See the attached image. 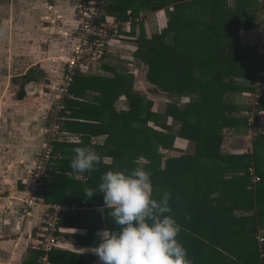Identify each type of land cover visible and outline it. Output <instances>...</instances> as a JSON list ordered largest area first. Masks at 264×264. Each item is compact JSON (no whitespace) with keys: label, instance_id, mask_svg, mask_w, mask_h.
<instances>
[{"label":"trees","instance_id":"16d2710c","mask_svg":"<svg viewBox=\"0 0 264 264\" xmlns=\"http://www.w3.org/2000/svg\"><path fill=\"white\" fill-rule=\"evenodd\" d=\"M142 9L164 10L167 18L166 26L149 37L141 26L134 53L147 65V80L170 99L164 112L134 89L131 74L106 77L77 72L60 111V116L68 111L71 119L64 128L78 132L81 146L91 136L106 135L104 144L95 148L113 163H101L85 179H76L66 174L71 160L54 164V157L39 197L47 202L105 207L97 204L101 193L85 198V189L95 188L110 168L144 165L151 172L154 195L163 190L172 194V214L182 226L177 238L193 264H264V238L259 237L264 227V162L258 158L264 138L254 139L246 153L221 149L224 130L250 125L247 116L238 114L243 107L232 97L241 91L256 92L251 82L258 68L247 63L251 58L240 45L238 32L255 27L264 0H234L232 6L227 0H115L105 11L123 21L135 19ZM30 78L24 75L25 80ZM120 96L128 102L125 110L115 108ZM183 97L189 99L181 104ZM261 105L258 99L248 109L256 115ZM79 119H85V124ZM177 137L188 140L191 148L176 150ZM62 145L57 139L53 142V156ZM161 149L170 154L164 158ZM250 169L259 182L252 183ZM107 213L105 207L104 227L114 229ZM88 216L87 237H91L95 218ZM102 228L100 221L97 231ZM56 250L48 255L51 264H64ZM41 254L38 250L35 264H41Z\"/></svg>","mask_w":264,"mask_h":264},{"label":"rangeland","instance_id":"374dc122","mask_svg":"<svg viewBox=\"0 0 264 264\" xmlns=\"http://www.w3.org/2000/svg\"><path fill=\"white\" fill-rule=\"evenodd\" d=\"M70 2V0H63L62 3L60 0H0V101L6 100L8 105L15 106L13 101L18 99L22 87L25 86L24 74H30L31 71L34 72L33 78H35L31 84L32 86L29 87L33 92V98L38 95L40 89L50 93L51 82H54V85L57 86V82L59 83L57 78L62 73L65 64L64 57L70 42V38L65 33H69L73 26ZM50 6L57 8L58 11L54 13ZM100 11L102 10L100 9ZM145 11L143 12L145 13ZM152 12L154 11H146V28L144 23L142 25L147 37L159 32L158 22L163 20V12L157 11L151 14ZM257 21H259L256 26L257 30L239 32L238 37L240 45L245 47L248 56L251 58L247 63L257 64L258 74L251 83L256 89V92H254L258 95V98H256L258 103V99L264 101V62L259 61L264 60V16ZM139 27L136 26V28ZM117 41L123 45V42H126L127 39L117 38ZM115 48H117V52L114 50L108 51L103 62H109L115 65L117 70L122 69L124 72L133 69L130 65L123 64L124 61L143 66L135 71L134 88L144 97L152 100L156 109L164 112L165 105L170 99L164 91L157 89L154 84L147 80V65L142 60L138 63L139 59L135 58V52L133 51L131 56V53H129L131 50L125 45L124 47L116 45ZM127 55L130 56L129 59L122 58V56L127 57ZM133 57L134 59L130 60ZM253 57H256V59H252ZM98 68L101 69L99 66ZM245 81L241 80V82ZM55 93L54 89L50 103ZM252 93L241 91L233 94L232 98L238 105L243 107L238 112L239 115L247 117L252 115L254 110L248 109L249 106L254 105L251 98L255 97L251 95ZM188 99V97H183L179 100V103L188 102ZM117 102L119 108H126L128 105L125 96ZM17 105L15 109L12 108L11 110L7 106L6 113L0 110V117L4 116L3 119L2 117L0 119V190L2 192L13 190V184L19 185L21 175L22 178L23 176L26 177L25 173L29 172L30 175L37 155L47 138V131H49L48 111H45L46 113L41 111L39 117L33 121L36 124L30 126L31 119L27 118L29 115L24 114L26 106L23 102H19ZM28 126L30 127L28 128ZM251 128L253 130V127L248 125V127L241 130H224L223 150L226 153L231 150L236 152L240 151L241 147L247 146V144L250 148L251 144L249 143L257 136L256 134H249ZM262 130H264V127H261L260 132L257 133H262ZM55 133L57 132L54 131ZM60 134V131H58L57 135L60 136ZM250 135L252 137H247L248 140L246 141V136ZM262 138L264 137H256V139ZM186 144H188L185 149L187 151L191 147L189 142ZM263 151L264 146L263 149L258 151V158L262 163L264 162L262 158ZM163 152H167L164 153L165 155L170 154L169 151ZM18 228L19 234L26 230L23 224H19ZM259 235L264 237V231L259 230ZM10 256H4L5 259L0 262L2 264H14L15 262L10 260Z\"/></svg>","mask_w":264,"mask_h":264},{"label":"crops","instance_id":"0c3cea01","mask_svg":"<svg viewBox=\"0 0 264 264\" xmlns=\"http://www.w3.org/2000/svg\"><path fill=\"white\" fill-rule=\"evenodd\" d=\"M113 1H115V0H94V4H95V6L100 8L103 12L106 13L105 8L107 7V5H109ZM60 2L62 3L63 0H60ZM227 4H228V6H232L234 4V0H227ZM50 8L53 9L54 13L56 11H58L57 8H53V6H50ZM144 10H146V9H142L140 11V13L138 14V16H136V17L141 16L142 20H140L136 23L132 22L130 25V31L129 32H125L124 30H122V33H124L128 36L127 41L123 42L124 43L123 45H121V43H119V41H117V40L111 42L109 51H111V50L116 51V49H117V48H115L116 45H118L120 47H124V45H125L127 48H129L131 50L129 52V53H131V56L133 55L132 54L133 51L136 52V50H137L136 42L137 41H135V40L138 39L140 36V28L143 25V23L145 24V28H146V11L144 13L143 12ZM155 12H157V11H155ZM158 12L164 13V15H162V18H163L162 22L161 21L158 22L159 28H160V30H162L167 24V18H166V14H165L164 10L158 11ZM153 13L154 12H152L151 14H153ZM263 16H264V10H258L257 20H259ZM125 21L126 20H123L122 22H125ZM133 23H135V24H133ZM258 23H259V21H256V25L254 28L241 29L239 32H248V31L257 30L256 26L258 25ZM122 26H126V25L123 24ZM136 26H140V27L136 28ZM143 28H144V26H143ZM144 32H145V29H144ZM65 34L67 35V33H65ZM145 35H146V33H145ZM129 57H130L129 55H127V57L122 56V58H124V59H129ZM134 57L130 60H133ZM120 62H122V61H120ZM137 62L139 63L140 60ZM120 64H122V63H120ZM123 64H127L128 66L130 65L131 67H133V69L124 72V71H122V69L117 70L115 65H113L109 62H106V63L103 62V65H102L100 70H96L94 72H89L88 75L112 77L116 73L124 74V75H130L131 74L133 76V86H134L135 71H137L138 69H141L143 66L139 65L140 66L139 67V66H137V64L130 62V61H124ZM141 64H142V62H141ZM105 66H107V68ZM33 74H34V72L31 71L29 74V76L31 78L29 80L28 79L25 80V86L22 87V89H23L22 95L21 96L18 95V99H15L13 101L15 103V106L8 105L6 100L0 101V110L2 112H5V113L7 112V106L11 110L12 108L15 109V107L18 106L17 104L19 102L20 103L23 102V104L26 106V110H25L24 114L29 115L27 118L31 119V121H30L31 125L30 126H33V124H36V122L34 123L33 121H35L39 117V114L41 111L43 113H46L48 111L49 106H50L49 104H51L50 99L53 96L54 89L56 86V85H54V82H51L50 93H49V91H42L40 89L38 91V95H36V97L33 98L32 97L33 92L29 89V87L32 86L31 84H32V82H34V79H35V78H33ZM60 76H61V74L59 75V77ZM59 77L57 79H59ZM89 94L91 95L92 93L87 91V95H89ZM122 97L123 96H120L117 101H119L120 98L122 99ZM117 101L115 102V108L117 110L127 109V107L126 108H119L117 106V103H118ZM263 102L264 101H262L261 110H259L256 115L254 114V111H253L252 115L248 117V118L252 119V123L250 124V126L253 127V130L251 128V132L249 134H251V135L256 134L257 135L253 138V140L256 139V137H258V136H264V130H262L263 132L260 134L257 133V132H260L261 127H264V107H263L264 103ZM68 113L69 112L67 111L65 113V115L62 114L60 116V119H59V131L61 134H60V136H58L57 142L59 144H63V145L61 147H58L61 149L60 150L58 149L54 155V157H55V160H54L55 163L54 164H57L58 162H60V160H71L75 154L74 150L77 148V146L86 147V146L94 145L96 148H98V146H101L104 144L105 139H106V135L91 136L89 143H86L83 141L84 145H82V146L78 145L81 143V138L78 135V132L69 131V130L64 128L65 123L70 122L67 120H71V119H68V117H67ZM20 114H21V112H20ZM1 117L3 119L4 116L2 115ZM1 117H0V119H1ZM84 120L85 119H79L78 122L82 124ZM83 124H85V123H83ZM30 126H28V128ZM254 129H256V130H254ZM228 130H232V129H228ZM251 135L246 136V141L248 140L247 137H252ZM253 140L250 143L248 142L249 144H251L250 148L247 144L248 147L245 146L247 148L241 147V149L245 148L243 151H241V149H240V151H236V152L231 150L227 153L242 154V153L249 152L253 148L252 147L253 146L252 145ZM186 143H188V140L177 137L175 139V142H174V148L178 151H186L185 149H186V147H188V144H186ZM67 144H75V146H67ZM221 149H222V152L226 153L223 150V143H222ZM231 149H232V147H231ZM163 151H167V150H163ZM163 151L161 150V152L163 153L164 158H165L168 155H165L164 153H167V152H163ZM102 158L104 160L111 159L107 155H103ZM262 158L264 159V155H262ZM67 169H68V172H66L67 175H73L76 179H80L77 177V174L71 169V167H70V169L69 168H67ZM56 171L59 172V170H56ZM22 173H24V172H22ZM25 174H26L25 175L26 177L23 176V178H22V175L21 176L19 175L20 176V179H19L20 184L19 185L13 184V190L10 189V191H6V192L1 191V193H0V261H3L5 259L4 256H6V255L10 256L11 255L10 260L15 262L14 264H35V262L37 261L36 253L38 250L33 248V244L35 241H37V239H39L40 225L42 224V221L45 219V209L46 208L44 206L45 205H51V206L52 205H68V206H75L76 210L65 211V212L60 213V223L61 224H60V232L58 235H59V239L63 242L64 245H63V247L58 248L55 251L57 257H60L61 259H63V261H66V262H62L64 264H73L70 262L71 260L75 261L76 264L77 263H79V264H100L99 257L96 255V253L94 251H95V246L99 242V237L96 235V233H97V228H98L100 221L103 223L102 229H105V227H104V209H105V207H103V206L84 207V206H81L80 204L76 205L75 203H70V202H64V203L63 202H60V203L47 202L41 197L40 205L35 207L34 211L24 221L21 214H20V210H21V206H22V200L21 199L24 195V191L26 190V187L29 184V180H30L29 172L25 173ZM97 201L99 202L97 204H104L103 196H100ZM93 210L95 212L92 213ZM89 212H91V213H89ZM84 213H87V214H84ZM88 215H94V218H95L94 219L95 222L93 225L95 228V234H93V236H91V237H87V232H88L87 227L89 224H91V223H89V220L91 218ZM19 224H21V225L23 224L24 229H26V230L22 229L24 231L20 234L18 233V230H19L18 225ZM260 230L264 231V227H262ZM259 237L261 240L264 238L263 236H260V235H259ZM13 253H14V255H13ZM0 264H2V263L0 262Z\"/></svg>","mask_w":264,"mask_h":264},{"label":"clouds","instance_id":"9594fccd","mask_svg":"<svg viewBox=\"0 0 264 264\" xmlns=\"http://www.w3.org/2000/svg\"><path fill=\"white\" fill-rule=\"evenodd\" d=\"M70 161L80 179L90 175L104 160L95 146L77 147ZM103 195L114 229L98 230L95 253L100 264H193L187 249L178 240L182 226L172 214L171 192L154 195L151 172L144 165L131 169L110 168L101 174L85 198Z\"/></svg>","mask_w":264,"mask_h":264},{"label":"built area","instance_id":"2783aa9c","mask_svg":"<svg viewBox=\"0 0 264 264\" xmlns=\"http://www.w3.org/2000/svg\"><path fill=\"white\" fill-rule=\"evenodd\" d=\"M72 28L67 33L70 38L69 45L64 57V67L59 77V83L55 87V94L48 110L49 131L41 151L37 155L34 168L30 173L29 184L22 197L21 215L26 218L32 210L40 205V189L47 176L48 170L54 160L53 142L57 139L59 131L60 111L64 106V100L69 95V86L77 72H94L97 67H101L107 55L111 42L117 38L128 36L122 33L130 31V25L133 20L136 22L142 20V17L135 19L128 17L125 22L119 20L115 15H109L95 6L94 0H71L70 5ZM130 13V10L127 11ZM126 26H122V25ZM251 100L254 105L257 104L258 95L252 93ZM252 97V96H251ZM251 124L252 119L248 118ZM54 131L57 133L54 134ZM57 135V136H56ZM163 151V149H161ZM252 183L260 181L259 176L250 169ZM1 193V190H0ZM44 206V205H43ZM45 219L40 225L39 239L34 242L33 248L41 251L39 256L41 264H51L49 253L63 247V242L59 239L60 232V213L76 210L75 206L68 205H45Z\"/></svg>","mask_w":264,"mask_h":264},{"label":"bare ground","instance_id":"6f19581e","mask_svg":"<svg viewBox=\"0 0 264 264\" xmlns=\"http://www.w3.org/2000/svg\"><path fill=\"white\" fill-rule=\"evenodd\" d=\"M21 208H22V207H21ZM33 211H34V209L32 210V212H33ZM32 212H31V213H32ZM31 213H30V214H31ZM20 214H21V210H20ZM21 216H22V215H21ZM29 216H30V215H29ZM22 218H23V217H22ZM26 218H27V217H26ZM26 218H23V220L25 221Z\"/></svg>","mask_w":264,"mask_h":264}]
</instances>
